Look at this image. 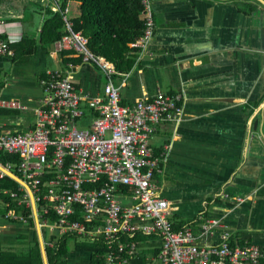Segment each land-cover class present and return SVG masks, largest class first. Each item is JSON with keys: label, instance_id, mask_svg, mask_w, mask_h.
<instances>
[{"label": "crops", "instance_id": "obj_1", "mask_svg": "<svg viewBox=\"0 0 264 264\" xmlns=\"http://www.w3.org/2000/svg\"><path fill=\"white\" fill-rule=\"evenodd\" d=\"M47 2L0 0V37L11 44L25 38L34 43L17 48L20 54L33 47L26 63L17 56L0 57V98L29 106L0 108L1 129H31L42 100V75L73 63H64L72 58L69 51L54 55L53 45L38 43ZM153 9V38L134 67L126 76H114L113 83L126 106L156 90L183 94L180 120L157 124L149 139L154 152L164 153L162 172L154 175L160 195L171 205L175 228L190 227L202 245L220 242L228 230L232 244L258 245V264H264V0H153ZM73 64L77 87L91 98L104 96V73L90 64ZM92 118L86 109L79 126L88 127ZM201 216L218 219L221 226L201 235ZM33 222L2 223V248L8 243L22 252L26 238L36 237L43 264H49L44 246L58 237L47 231L44 238ZM79 239L69 241L61 264H92V253L76 247L94 239ZM140 247L142 256H154L160 242L152 237Z\"/></svg>", "mask_w": 264, "mask_h": 264}, {"label": "built area", "instance_id": "obj_2", "mask_svg": "<svg viewBox=\"0 0 264 264\" xmlns=\"http://www.w3.org/2000/svg\"><path fill=\"white\" fill-rule=\"evenodd\" d=\"M63 1H67L65 9ZM141 2L144 32L130 44L139 54L155 32L153 0ZM75 3L47 2V8L61 12L65 22L66 33L54 42L53 54L69 51L81 64L100 69L107 79L104 96L84 94L74 81L77 65L67 63L64 70H46L39 80L42 100L34 109L31 129L0 127V153L17 156L0 161V237L2 223L27 224L33 219L39 229L57 237L101 239L107 246L104 264H135L142 259L139 234L160 242L158 253L145 256L142 264H258L260 247L232 244L228 230L221 233L220 242L202 245L200 235L190 227L175 229L171 205L161 197L154 177L162 172L164 153L154 152L149 139L157 124L180 120L183 94L156 90L152 96L123 105L113 77L126 74L95 54L86 35L74 31L76 19L70 12ZM11 45L0 40V57H15ZM0 108L24 111L29 106L0 98ZM86 109L93 118L83 128L79 122ZM6 177L17 182L18 189L3 187ZM198 220L201 235L221 226L218 219L201 216Z\"/></svg>", "mask_w": 264, "mask_h": 264}, {"label": "trees", "instance_id": "obj_3", "mask_svg": "<svg viewBox=\"0 0 264 264\" xmlns=\"http://www.w3.org/2000/svg\"><path fill=\"white\" fill-rule=\"evenodd\" d=\"M81 3L79 5V14L77 13V4H73L70 17L76 19L73 23L74 31H81L89 38V47L95 54L105 57L108 61L115 65L120 73L129 72L135 64L139 49L132 47L130 44L135 42L144 31V21L141 16L142 2L141 0H73ZM67 6V1H63V8ZM47 16L44 19L38 43L43 46H51L57 40L61 39L65 32V22L61 12L52 13L49 8ZM80 16V17H78ZM78 17V18H77ZM0 40H6L0 37ZM25 43L33 45V40L22 39L11 47L15 51V57L18 61L26 63L28 55L34 51L33 47L30 51H20L17 54V48H22ZM71 54V52H70ZM20 57V58H19ZM71 61L73 63L80 62L78 59H67L64 63ZM43 76V75H42ZM42 78V77H41ZM17 156L0 153V161L16 160ZM1 185L12 190L18 189L17 182L6 177L1 181ZM16 202H12L15 207ZM19 211V210H18ZM29 210H26L28 213ZM30 212V211H29ZM25 214V212H24ZM29 224L34 226L33 219H29ZM183 228V227H182ZM178 228L179 230L182 229ZM178 230L177 228H175ZM149 236L137 235V239L145 241ZM73 238L70 235H64L54 240L52 246L45 245L44 251L49 264H61L65 261L66 255L70 249L68 243ZM80 240V239H79ZM33 243L25 250L16 251L6 248L0 250V264H43L42 254L36 237ZM79 249H84L92 253V264H104V255L107 250L106 244L101 239L85 240L82 243L77 242ZM145 252V251H144ZM145 256V253L143 254ZM142 256V258H143ZM141 260V259H140ZM135 260V264L144 263V259Z\"/></svg>", "mask_w": 264, "mask_h": 264}, {"label": "rangeland", "instance_id": "obj_4", "mask_svg": "<svg viewBox=\"0 0 264 264\" xmlns=\"http://www.w3.org/2000/svg\"><path fill=\"white\" fill-rule=\"evenodd\" d=\"M46 1V0H45ZM46 4V3H45ZM9 59H11V58H9ZM49 66H51V65H49ZM51 68V67H50ZM55 69V68H54ZM57 69H66V66L64 67V65L61 63V68H57ZM44 232H43V236H44V238H47V236H48V232H47V230H43ZM33 243V241H31V240H28L27 238H26V240H25V242H24V244H25V246H29L30 244H32ZM12 245V247H13V244H11ZM17 245H19L18 243H16V245L14 244V246L16 247ZM12 247H10L9 246V244L8 243H5V248L6 249H10V248H12ZM22 249H24V248H22Z\"/></svg>", "mask_w": 264, "mask_h": 264}, {"label": "water", "instance_id": "obj_5", "mask_svg": "<svg viewBox=\"0 0 264 264\" xmlns=\"http://www.w3.org/2000/svg\"><path fill=\"white\" fill-rule=\"evenodd\" d=\"M255 125H256V124H255ZM255 125H254V126H255Z\"/></svg>", "mask_w": 264, "mask_h": 264}]
</instances>
